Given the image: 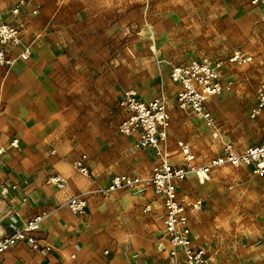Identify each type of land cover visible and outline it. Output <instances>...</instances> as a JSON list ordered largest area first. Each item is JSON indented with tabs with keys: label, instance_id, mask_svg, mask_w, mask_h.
<instances>
[{
	"label": "rangeland",
	"instance_id": "rangeland-1",
	"mask_svg": "<svg viewBox=\"0 0 264 264\" xmlns=\"http://www.w3.org/2000/svg\"><path fill=\"white\" fill-rule=\"evenodd\" d=\"M18 1L0 0V23L21 29L20 44L0 46V126L7 141L19 138L6 152L18 163L46 164L39 160L42 148L34 139L48 137L47 151L72 156L73 169L83 177L74 162L86 155L101 184L115 174H150L160 163L156 149L137 147L134 134L119 130L125 91H136L146 101L165 97L172 163L181 159L178 140L191 146L200 163L207 161L220 153L221 142L203 118L179 107L178 86L171 78L174 66L201 56L224 62L226 88L206 102L224 139L237 150L264 142V115L250 117L256 88L264 82V5L246 0H25L14 14ZM25 44L31 52L23 59L19 54ZM235 51L252 56L251 61L230 63ZM26 131L29 138L21 150L20 134ZM189 179L180 184L181 193L188 201L201 200L197 209L189 208L194 243L217 264H264V178L241 165L215 169L204 182ZM4 183L16 184L12 191L27 195L18 183ZM119 192L97 200L118 203L119 222L156 246L163 232L160 204L151 193ZM144 203L153 209L146 210ZM153 257L151 252L130 256L128 264H148Z\"/></svg>",
	"mask_w": 264,
	"mask_h": 264
},
{
	"label": "built area",
	"instance_id": "built-area-1",
	"mask_svg": "<svg viewBox=\"0 0 264 264\" xmlns=\"http://www.w3.org/2000/svg\"><path fill=\"white\" fill-rule=\"evenodd\" d=\"M246 1L264 5V0ZM25 4V0H19L13 8V13L18 14ZM32 12L37 13L38 8L34 7ZM10 40L11 43L6 44ZM20 43V27L16 24L1 23V48ZM30 52V46L25 44L19 55L26 59ZM2 55L0 51V62H3ZM251 59L252 56L235 51L228 61L232 64H242L250 62ZM223 63L208 56H201L185 65L174 66L171 72L172 81L178 86L176 99L179 107L203 118L205 124L221 142L220 153L200 163L191 146L183 140H178L176 145L181 159L177 163H172L167 145L170 115L165 97L160 95L146 101L140 98L136 91H125L119 103L124 113L119 123V130L123 134H134L137 147L156 149L160 157L158 167L148 175L115 174L104 186H95L72 194L63 206L68 207L73 214L81 215L87 211L91 199L97 195L108 197L118 191H131L140 195L151 193L160 204L163 232L156 242L157 258L150 260L148 264H217L204 247L196 245L193 241L189 208L197 209L201 200L188 201L187 196L179 189L180 184L190 177L204 182L215 169L224 166L249 165L255 174L264 178V142L237 150L233 143L224 139L214 117L207 109L208 97L219 94L226 88L221 79ZM262 115H264V82L259 83L256 88V104L251 109L250 117L257 118ZM18 143L19 138L16 136H10L7 143H4L0 133V158ZM74 165L82 175L91 176L86 155L76 159ZM48 182L59 189L67 186L66 178L58 172L50 174ZM17 188L16 184L4 183L1 193L6 195L10 190ZM21 200L26 202L27 195L22 193ZM145 209L151 211L152 204L146 203ZM51 213V210L42 212L28 219L20 227H14L9 233L0 234V257L19 243H26L34 250L49 252L51 245L36 233L40 223Z\"/></svg>",
	"mask_w": 264,
	"mask_h": 264
},
{
	"label": "crops",
	"instance_id": "crops-1",
	"mask_svg": "<svg viewBox=\"0 0 264 264\" xmlns=\"http://www.w3.org/2000/svg\"><path fill=\"white\" fill-rule=\"evenodd\" d=\"M1 110L3 113L4 108ZM0 127L3 142L6 143L9 135L5 136L4 126ZM20 135L23 150L29 137L26 136L27 131ZM48 139H34L35 143L40 142L42 148V158L39 160H46V164H20L13 158V153L7 156L6 153L0 158V234L9 233L28 219L51 210L52 213L40 223L36 235L50 244L52 249L42 252L26 243H19L1 255L0 264H128L132 261L130 256L135 258L146 252L153 253L156 259V246L150 244L143 234L133 233L119 222L118 203L113 200L102 203L97 200L101 196L93 197L88 212L82 216L72 214L68 207L63 206L72 194L106 184L98 182L92 174L90 177L78 174L72 167V156L50 154L44 146ZM31 159L38 160L29 157ZM53 172L66 178L67 186L64 189L47 182V176ZM6 180L18 183L28 195V201L21 200V192L11 190L2 195V184ZM179 189L181 191V185ZM139 202L144 200L139 199ZM125 252L129 256L124 258L122 253Z\"/></svg>",
	"mask_w": 264,
	"mask_h": 264
},
{
	"label": "bare ground",
	"instance_id": "bare-ground-1",
	"mask_svg": "<svg viewBox=\"0 0 264 264\" xmlns=\"http://www.w3.org/2000/svg\"><path fill=\"white\" fill-rule=\"evenodd\" d=\"M1 24V23H0ZM8 24H13V23H8ZM14 25V24H13ZM9 43H11V40L9 41Z\"/></svg>",
	"mask_w": 264,
	"mask_h": 264
}]
</instances>
